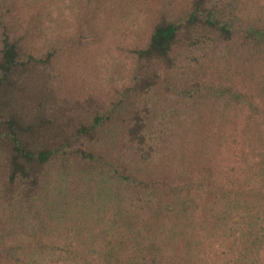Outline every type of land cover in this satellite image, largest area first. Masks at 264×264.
Listing matches in <instances>:
<instances>
[{"label":"trees","instance_id":"obj_1","mask_svg":"<svg viewBox=\"0 0 264 264\" xmlns=\"http://www.w3.org/2000/svg\"><path fill=\"white\" fill-rule=\"evenodd\" d=\"M0 264H264V0H0Z\"/></svg>","mask_w":264,"mask_h":264}]
</instances>
